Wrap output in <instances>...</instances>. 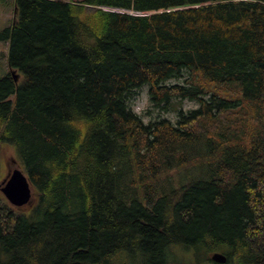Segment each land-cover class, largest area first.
I'll return each mask as SVG.
<instances>
[{
	"label": "trees",
	"instance_id": "1",
	"mask_svg": "<svg viewBox=\"0 0 264 264\" xmlns=\"http://www.w3.org/2000/svg\"><path fill=\"white\" fill-rule=\"evenodd\" d=\"M13 5L0 145L33 195L0 190V264H264V0Z\"/></svg>",
	"mask_w": 264,
	"mask_h": 264
},
{
	"label": "rangeland",
	"instance_id": "2",
	"mask_svg": "<svg viewBox=\"0 0 264 264\" xmlns=\"http://www.w3.org/2000/svg\"><path fill=\"white\" fill-rule=\"evenodd\" d=\"M14 16L13 0L0 1V30L4 29L11 23V19ZM8 43L0 41V78L3 76L7 69V55H8ZM180 105L185 111L193 108H197L198 104L194 101L183 100ZM133 109L136 113L141 115L146 122L156 120L159 118H168L172 121H176L177 116L175 112H164L151 104L147 89L141 91L133 101ZM15 160L17 163H13ZM22 168L18 160L16 150L10 145H0V183L2 180L15 168ZM28 206H25L23 210H26ZM199 253L200 255H197ZM211 252L204 253L202 249L197 252L194 250H182L178 248L175 254V258L183 264H209V257Z\"/></svg>",
	"mask_w": 264,
	"mask_h": 264
},
{
	"label": "water",
	"instance_id": "3",
	"mask_svg": "<svg viewBox=\"0 0 264 264\" xmlns=\"http://www.w3.org/2000/svg\"><path fill=\"white\" fill-rule=\"evenodd\" d=\"M17 8L15 7V14ZM16 78V73L13 71ZM17 79V78H16ZM13 163H17L13 160ZM0 190L7 200L14 206L21 207L30 204L32 201L33 189L29 178L22 168L15 167L0 183ZM212 260L218 263H225L227 257L221 252H214Z\"/></svg>",
	"mask_w": 264,
	"mask_h": 264
}]
</instances>
